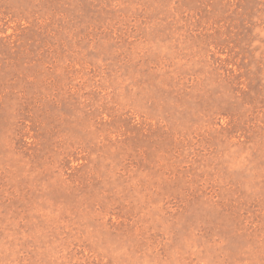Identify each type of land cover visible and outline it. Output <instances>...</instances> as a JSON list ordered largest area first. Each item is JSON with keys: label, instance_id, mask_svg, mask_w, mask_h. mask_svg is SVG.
<instances>
[{"label": "rangeland", "instance_id": "obj_1", "mask_svg": "<svg viewBox=\"0 0 264 264\" xmlns=\"http://www.w3.org/2000/svg\"><path fill=\"white\" fill-rule=\"evenodd\" d=\"M0 264H264V0H0Z\"/></svg>", "mask_w": 264, "mask_h": 264}]
</instances>
